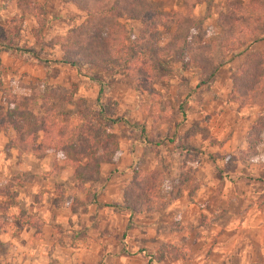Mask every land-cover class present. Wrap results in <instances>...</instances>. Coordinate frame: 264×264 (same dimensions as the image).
<instances>
[{"label": "rangeland", "instance_id": "obj_1", "mask_svg": "<svg viewBox=\"0 0 264 264\" xmlns=\"http://www.w3.org/2000/svg\"><path fill=\"white\" fill-rule=\"evenodd\" d=\"M152 1L159 11L185 5L190 16L202 19L199 27L188 32L208 44L207 55L191 61L186 52H161L169 42L170 28L144 65L134 62V67L114 73L86 66L77 69L64 60L61 49L84 21L85 14L76 5L65 0H0V114L3 117L17 99L37 104L34 119L23 123L27 137L22 142L13 140V128L0 122V214L13 218L23 211L40 215L41 222L48 220L46 227L34 231L31 243L48 245L41 253L53 256L44 264H119L114 259L120 256L124 259L120 264H158L165 256L185 257L168 245H181L180 237L171 233L177 229L189 233L192 227L181 228L179 217L165 209L183 189L191 196L197 188L196 165L213 164L216 170L209 182L218 183L217 192L222 190L223 177L233 183L236 168L226 165L241 161L247 145L245 141L243 150H228L225 143L231 133L228 137L226 133L229 128L235 131L239 144L246 123L252 122L248 131L262 116L257 111L264 102L239 106L233 100L232 78L249 55L264 51V32L247 50L234 57L230 54L228 62L207 79L212 65L224 60L217 18L227 11L225 0ZM119 23L133 50L143 49L144 43L134 42L140 24L128 19ZM98 105L104 109L100 115ZM45 118L52 125L50 136L61 131L64 139L73 128L84 133L89 121L99 139L92 144L95 159L77 162L61 143L54 144L55 150L34 152L44 141L37 120ZM104 132L108 139L99 135ZM103 145L108 150L103 151ZM257 155L248 159L264 160V154ZM21 156L24 162L32 156L49 164L40 175L37 193L23 200L17 198V188L32 177L15 169ZM71 160L76 164L71 166ZM127 190L137 197V205L141 197L149 198L154 208L163 202L167 205L160 211L130 215L120 208L123 196L130 194ZM213 205L216 211L229 208L217 198ZM216 219L225 220L223 214ZM226 234L221 230L217 236L223 240Z\"/></svg>", "mask_w": 264, "mask_h": 264}, {"label": "trees", "instance_id": "obj_2", "mask_svg": "<svg viewBox=\"0 0 264 264\" xmlns=\"http://www.w3.org/2000/svg\"><path fill=\"white\" fill-rule=\"evenodd\" d=\"M65 1L76 5L85 14L83 23L71 32L64 48L61 45L64 60L77 69L86 66L90 69L114 73L118 69L125 71L134 67V62L144 65L147 59L153 58L155 55L153 50H155L156 42L163 34H167L170 28L173 31L168 33L169 42L165 48L161 49V52L167 54L169 52L172 54L180 53V51L186 52L191 61L195 56L207 55L209 52L208 44L200 42L201 37L198 35L193 37L188 32L199 27L202 19L190 16V11L184 7L185 5L176 10L159 11L154 7L152 0ZM225 6L227 11L221 13L217 18L219 27H221L220 52L224 60L217 61L212 65V70L206 76L207 79H210L219 67L228 62L229 58L225 59L230 54L231 57H234L238 52L247 50L262 37L264 32V0H247L244 3L225 0ZM123 19L137 21L140 24L139 34L134 42L144 43L141 45L143 49H139L137 52L133 50V44L129 43L125 35L126 32L119 23ZM154 60H156L155 57ZM232 79L234 82H232V97L239 106H260L264 102V51L249 55ZM36 105L35 100L17 99L16 102H11L10 108L5 111L3 117L0 114V122L5 123V128H13L15 132L13 140L22 142L26 139L27 128L24 129L23 123L26 119L27 121L29 118L34 119L32 110ZM98 107L97 115H100L104 109L102 106L98 105ZM115 121L108 120L110 123ZM37 122L40 125V132L44 135V141H40L41 146L37 145L34 152L55 150L54 144L61 143L66 147L68 153L70 152L77 158V162L83 158H87V162L95 159V148L92 144L99 142V139H97L98 135H94L96 131L92 129L89 121L85 123L84 133L78 134L72 131H76L73 128L66 139L63 138L61 131H58L55 137L50 136L52 125H50L49 119L45 118L42 121L37 120ZM80 123L83 124L82 121ZM263 128L264 116H261L253 122L245 136L247 151L241 153L240 160L246 161L250 156L255 155L254 146L259 142V134ZM99 135L105 139H108L109 136L105 132ZM51 142L52 144H50ZM104 150H108L105 145H103ZM70 162L71 166L76 164L73 160ZM129 189L134 190V185L131 184ZM127 192L129 191L127 190ZM130 194L123 196V204L120 206L130 215L160 211L167 205L163 202L160 206L151 207V202L147 197H141L143 199H140V204L137 205V197L133 192ZM18 220L28 225L35 221L34 218L22 212L18 214Z\"/></svg>", "mask_w": 264, "mask_h": 264}, {"label": "crops", "instance_id": "obj_3", "mask_svg": "<svg viewBox=\"0 0 264 264\" xmlns=\"http://www.w3.org/2000/svg\"><path fill=\"white\" fill-rule=\"evenodd\" d=\"M166 10L169 8L163 11ZM257 114L264 116V104L258 109ZM250 123L252 122L246 123L247 128ZM247 128L240 132L239 144L234 140L237 138L236 132L229 128L226 136L228 137L227 134L231 133V137L225 143L228 150L229 148L230 150L245 148L243 137L245 138L248 132ZM204 149L200 147L199 150ZM254 149L255 154H264V128L259 134V142ZM258 155L257 157H260ZM30 157L32 160L24 162V157L21 156V159L14 163L16 170L32 177L31 181L28 179L29 181L22 182V186L17 188L16 195L19 200L37 193L40 175L43 170L49 169L48 162H41L36 157ZM251 159L226 165V168H236L232 170L236 177L233 183L223 177L222 190L219 192L216 191L218 183L213 186L212 182H209V178L216 170L213 164L206 162L202 166L196 165L194 177L198 180L197 188L192 191L191 196H188L183 189L165 209L166 213L174 212L175 216L179 217L181 228L192 227L189 233L184 229H177L171 233L180 237L181 245H168L179 249L185 257L165 256L158 264H264V160ZM7 163L6 160L4 164ZM198 173L201 177H198ZM216 198L228 203L229 208L216 211L217 207L213 205ZM20 212L15 213L13 218L8 214L6 216L0 214V264H44L42 262L49 260L48 256H53L48 253L44 256L41 253L42 249L46 250L48 245L43 247L45 245H31V243L33 235H36L34 231L43 226L46 227L48 220L43 219L41 222L40 215L25 212L26 215L35 219L28 225L18 220ZM12 214L14 213L11 212L10 216ZM218 214H223L225 220L216 219ZM3 220H8L9 225L14 224L15 228L12 229V225L9 227ZM201 221L205 223L202 224ZM42 223L45 224L42 225ZM221 230L227 233L225 239L222 237L223 240L220 239V235L217 236ZM12 233H14L13 236H11ZM114 260H119V264L120 261H124L122 256Z\"/></svg>", "mask_w": 264, "mask_h": 264}]
</instances>
